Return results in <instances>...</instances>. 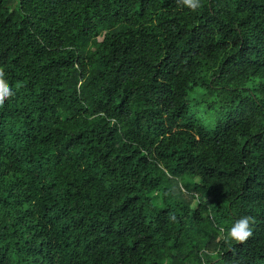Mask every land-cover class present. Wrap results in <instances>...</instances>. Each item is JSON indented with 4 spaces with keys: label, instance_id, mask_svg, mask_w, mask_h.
<instances>
[{
    "label": "trees",
    "instance_id": "16d2710c",
    "mask_svg": "<svg viewBox=\"0 0 264 264\" xmlns=\"http://www.w3.org/2000/svg\"><path fill=\"white\" fill-rule=\"evenodd\" d=\"M0 72V264H264V0H0Z\"/></svg>",
    "mask_w": 264,
    "mask_h": 264
},
{
    "label": "clouds",
    "instance_id": "9594fccd",
    "mask_svg": "<svg viewBox=\"0 0 264 264\" xmlns=\"http://www.w3.org/2000/svg\"><path fill=\"white\" fill-rule=\"evenodd\" d=\"M178 3L189 10L195 11L200 7L201 0H178ZM13 95L14 92L5 79L4 73L0 72V106H3L5 101ZM251 223V217L246 215L233 220L230 227L227 228L224 239L240 242L245 241L252 235Z\"/></svg>",
    "mask_w": 264,
    "mask_h": 264
}]
</instances>
